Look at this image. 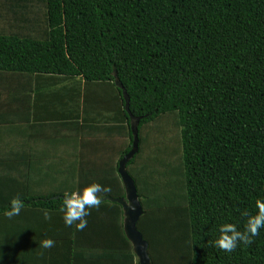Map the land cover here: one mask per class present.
<instances>
[{"label":"trees","instance_id":"trees-1","mask_svg":"<svg viewBox=\"0 0 264 264\" xmlns=\"http://www.w3.org/2000/svg\"><path fill=\"white\" fill-rule=\"evenodd\" d=\"M99 90L113 102L89 103ZM130 115L125 168L149 264H264V227L231 252L214 246L221 224L244 232L264 201V0H0V262L140 264L121 205L103 199L125 193ZM164 117L172 157L157 145L147 160ZM56 143L57 188L34 189L46 175L32 153ZM92 182L109 191L77 231L59 209Z\"/></svg>","mask_w":264,"mask_h":264},{"label":"clouds","instance_id":"clouds-1","mask_svg":"<svg viewBox=\"0 0 264 264\" xmlns=\"http://www.w3.org/2000/svg\"><path fill=\"white\" fill-rule=\"evenodd\" d=\"M107 191H109L107 187L92 182L77 191L65 193L59 209L62 213L63 223L69 227L74 226L77 231L85 229L89 210L98 207L101 202L98 194ZM21 207L22 201L19 197H15L10 201V207L4 212V215L8 218L19 215ZM257 209L255 215L249 216L244 232L238 231L234 224H221L218 227L219 235L214 241V246L231 252L236 248L238 241L245 244L250 243L251 237L257 235L258 229L264 227V201L257 202ZM44 217L48 218L47 212L44 213ZM51 244V240H45L42 246L47 248Z\"/></svg>","mask_w":264,"mask_h":264},{"label":"water","instance_id":"water-1","mask_svg":"<svg viewBox=\"0 0 264 264\" xmlns=\"http://www.w3.org/2000/svg\"><path fill=\"white\" fill-rule=\"evenodd\" d=\"M122 95L125 100V109L128 110V96L124 89H122ZM138 120V117L130 115V127L133 135L132 146L130 150L126 154H124L118 162L117 171L120 175L124 187V196H105L103 197V199H109L118 202L121 205L123 213V231L125 233V236L130 241L132 245V250L135 253L139 263L149 264L150 258L147 252L148 243L136 227L137 221L141 216L143 209L138 198L134 181L125 168V163L136 153L138 148Z\"/></svg>","mask_w":264,"mask_h":264},{"label":"crops","instance_id":"crops-1","mask_svg":"<svg viewBox=\"0 0 264 264\" xmlns=\"http://www.w3.org/2000/svg\"><path fill=\"white\" fill-rule=\"evenodd\" d=\"M56 83L58 85H60V81L58 79H57ZM100 91L101 90H99V92L95 91V93H93L91 95V100L88 101V102L89 103H112L113 102V101L103 100V99L101 101L97 102L98 100H96V99H99V96L101 94ZM92 97L94 98V100H92L93 99ZM0 134L6 135L4 131H0ZM56 145H57V147H56L57 150L54 149L53 146L52 147H48L47 145H43L40 148L39 147L38 148L35 147L36 148V152L32 153V156H33V158H32L33 160L32 161L37 160L36 158L38 156H36V155H41V152L44 154L43 158H45V160L42 161V164H39L40 163L39 162L38 166L36 164L37 163V161H36L34 163L33 167H32V170L37 171V172L41 171L42 177L45 176V175H46V177L42 180V183L40 184L39 188L36 187L34 189H38V190L42 189L43 191H49V190L51 191V189L57 188L56 182H54V180L51 179L52 178L51 174H52V172H56L57 167H59V165H58V155H61L63 153V146L60 145V144H57V143H56ZM38 149H40L39 150L40 154H37ZM39 161H40V159H39ZM62 170H63V167H61V169L59 170L60 173H62ZM59 171L57 169V176L58 177H59ZM32 192H34L33 189H32ZM8 261L9 260L4 259V261L0 262V264H8ZM10 262H11V260H10Z\"/></svg>","mask_w":264,"mask_h":264},{"label":"rangeland","instance_id":"rangeland-1","mask_svg":"<svg viewBox=\"0 0 264 264\" xmlns=\"http://www.w3.org/2000/svg\"><path fill=\"white\" fill-rule=\"evenodd\" d=\"M7 17H9L8 14ZM160 120L157 124L151 125L147 129V134L145 135V139L148 141V144L145 152L143 153V157L147 160L153 158L155 147L157 145L161 146L162 153L164 154L161 156L162 159L172 157H170V153L171 145H173V143L168 136V133H170L171 122L169 123V119L165 117ZM157 138H159L160 142ZM151 162L153 163L154 161Z\"/></svg>","mask_w":264,"mask_h":264}]
</instances>
